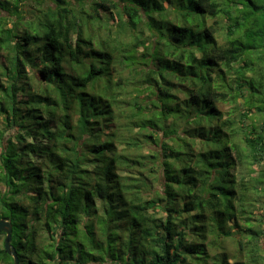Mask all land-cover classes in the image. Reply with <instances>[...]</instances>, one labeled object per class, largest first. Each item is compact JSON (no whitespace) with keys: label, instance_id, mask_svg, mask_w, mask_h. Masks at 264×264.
<instances>
[{"label":"trees","instance_id":"16d2710c","mask_svg":"<svg viewBox=\"0 0 264 264\" xmlns=\"http://www.w3.org/2000/svg\"><path fill=\"white\" fill-rule=\"evenodd\" d=\"M1 219L20 264H264V0H0Z\"/></svg>","mask_w":264,"mask_h":264},{"label":"water","instance_id":"95a60500","mask_svg":"<svg viewBox=\"0 0 264 264\" xmlns=\"http://www.w3.org/2000/svg\"><path fill=\"white\" fill-rule=\"evenodd\" d=\"M0 231L6 235L4 240V248L6 253L13 257L14 264H20L16 249L12 245L13 226L8 219L0 220Z\"/></svg>","mask_w":264,"mask_h":264},{"label":"rangeland","instance_id":"374dc122","mask_svg":"<svg viewBox=\"0 0 264 264\" xmlns=\"http://www.w3.org/2000/svg\"><path fill=\"white\" fill-rule=\"evenodd\" d=\"M212 23V22H210ZM221 40V38H220ZM218 109L224 113V119L227 120L229 119L231 116V112L233 111V108H232V105L229 104V103H220L218 104ZM4 240H5V237L2 239L1 243L4 244Z\"/></svg>","mask_w":264,"mask_h":264}]
</instances>
